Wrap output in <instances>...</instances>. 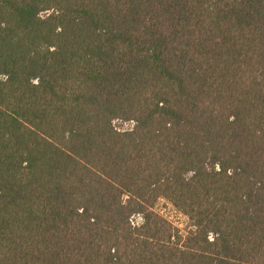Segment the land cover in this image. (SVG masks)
Returning <instances> with one entry per match:
<instances>
[{"label": "trees", "instance_id": "16d2710c", "mask_svg": "<svg viewBox=\"0 0 264 264\" xmlns=\"http://www.w3.org/2000/svg\"><path fill=\"white\" fill-rule=\"evenodd\" d=\"M0 264H264V0H0Z\"/></svg>", "mask_w": 264, "mask_h": 264}, {"label": "rangeland", "instance_id": "374dc122", "mask_svg": "<svg viewBox=\"0 0 264 264\" xmlns=\"http://www.w3.org/2000/svg\"><path fill=\"white\" fill-rule=\"evenodd\" d=\"M115 124L116 127L121 130H127L132 127L131 123L117 122ZM159 209L162 211L163 214L167 215L170 219H172L180 229H184L187 224V219L183 215L175 211L172 206L167 205V203L164 202L160 205Z\"/></svg>", "mask_w": 264, "mask_h": 264}]
</instances>
